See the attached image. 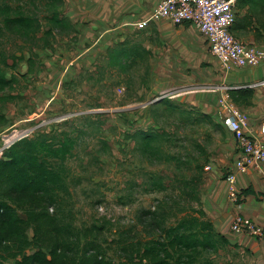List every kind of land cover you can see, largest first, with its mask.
<instances>
[{
    "label": "rangeland",
    "instance_id": "obj_1",
    "mask_svg": "<svg viewBox=\"0 0 264 264\" xmlns=\"http://www.w3.org/2000/svg\"><path fill=\"white\" fill-rule=\"evenodd\" d=\"M72 1L76 0H63L60 14L74 26L69 18ZM29 2L21 0L17 4L40 21L36 37L7 35L0 39V68L11 82L0 91V159H6L8 147L15 141L39 131L54 128L57 134L73 137L72 155L65 160L68 191L60 194L54 209L79 230L92 225L101 227L97 238L107 258L114 262L124 260L116 244L120 234L134 241L158 236L155 228L140 222V211L167 197H171V204L177 192L170 185L178 173L189 176L198 164L204 165V172L223 141L222 129L193 109L173 102L171 89L151 92L144 80L147 58L143 55L139 66H134L135 73L130 72V81L129 75L121 77L115 72L85 69L88 61L80 72L79 68L72 70L69 62L78 49L75 29L55 27L52 36L48 35L47 11L42 0ZM71 5L79 8L76 3ZM83 25L85 21L80 19L78 26ZM44 38L49 44H44ZM103 61L97 64L101 68L106 63ZM61 64L68 68L65 73L70 72L71 79L62 74ZM121 78H127L125 84ZM161 97L171 100L175 108L155 120L152 104ZM148 130L160 133L161 137V157L152 162L140 155L133 137L137 131ZM14 132L17 136L6 142L4 137ZM150 175L155 176L154 181L163 178L168 189L151 192ZM177 202L180 205L173 207L176 216L165 222L167 226L186 214L179 210L187 202ZM191 206L199 208L195 201ZM18 212L24 217L21 210ZM210 256L218 264H242L231 246L220 247ZM2 264L13 261L4 260Z\"/></svg>",
    "mask_w": 264,
    "mask_h": 264
},
{
    "label": "trees",
    "instance_id": "obj_2",
    "mask_svg": "<svg viewBox=\"0 0 264 264\" xmlns=\"http://www.w3.org/2000/svg\"><path fill=\"white\" fill-rule=\"evenodd\" d=\"M20 1L0 0V39L7 35L30 39L40 31V21L24 11V7L17 4ZM243 1L249 4L254 14L261 15L256 21L264 29V0ZM62 2L42 0L47 11L45 20L48 28L45 33L48 35L52 36L55 27L69 26L74 30V26L60 14ZM47 41L44 38L45 45L49 44ZM135 53L141 58L140 52L136 50ZM135 53L133 48L123 44L109 50L105 62L129 74V69L137 63L133 58ZM10 84L0 68V91ZM250 92L236 91L230 92V95L235 102H248ZM152 105L155 120L168 113V109L175 108L168 98H162ZM133 135L140 155L146 161L152 162L161 157L158 145L160 133L148 130L137 131ZM74 144L73 137L57 134L52 128L20 138L8 147L6 159H0V264L9 259L13 264H218L210 255L218 248L227 246L228 242L215 233L200 208L204 165L198 164L189 176L184 173L175 176L170 186L177 193L171 204V197H167L152 208L140 211V222L155 228L158 236L134 241L129 236L123 237L121 233L116 244L117 249L124 254V260L114 262L107 258L98 242L101 227L92 225L79 230L60 217L57 208L54 209L60 201V194L68 191L65 160L72 155ZM150 177L153 181L149 188L151 192L168 189L163 178L157 177L158 181H154L155 176ZM174 198L187 202L179 210L186 214L167 226L165 222L176 216L173 207L180 205ZM193 201L198 209L191 206ZM18 210L23 212L24 217L20 216ZM28 230L31 231L30 235Z\"/></svg>",
    "mask_w": 264,
    "mask_h": 264
},
{
    "label": "crops",
    "instance_id": "obj_3",
    "mask_svg": "<svg viewBox=\"0 0 264 264\" xmlns=\"http://www.w3.org/2000/svg\"><path fill=\"white\" fill-rule=\"evenodd\" d=\"M158 1L70 2L69 18L73 20L71 23L76 31L78 48L70 59L71 69L79 68L80 72L83 63L85 66L89 63L85 69L95 68L96 73L115 72L121 77L129 75L130 81V71L135 73L134 67L127 74L118 66H108L103 61L109 50L125 44L127 48H133V53L137 50L147 58L144 80L151 92L171 89L173 102L193 109L204 120L213 121L221 127L223 141L211 156L207 169L204 168L200 208L215 233L227 239V246L236 251L242 264H264V237L237 233L231 229L237 218L264 226V161L236 174L238 197L232 200L225 177L241 151L225 122L219 102L227 94L230 102L248 115L250 124L257 130L264 121V59L255 66L224 69L218 58L210 53L206 38L193 24L175 25L168 19H158L144 29L136 27L135 24L147 16ZM74 3L80 9L71 5ZM234 12L235 21L230 28L233 36L248 46L264 49V29L256 21L261 15L254 14L243 0H236ZM80 19L85 21L83 27L78 26ZM133 58L137 62L135 66H139L140 57L135 53ZM99 59L105 63L102 68L97 65L101 61ZM59 69L62 74L68 72L63 64L59 65ZM69 73H65L66 79H71ZM125 79L121 78V83ZM243 90L251 91L248 102H235L230 92Z\"/></svg>",
    "mask_w": 264,
    "mask_h": 264
},
{
    "label": "built area",
    "instance_id": "obj_4",
    "mask_svg": "<svg viewBox=\"0 0 264 264\" xmlns=\"http://www.w3.org/2000/svg\"><path fill=\"white\" fill-rule=\"evenodd\" d=\"M235 2L236 0H159L155 8L135 25L144 29L151 21L158 19H168L175 25L193 24L206 38L210 53L218 58L224 69L231 66H255L264 59V49L248 46L232 35L230 28L235 21ZM122 90L119 88V91ZM219 102L225 122L241 151L225 177L230 198L237 200L236 174L264 161V121L256 130L250 124L248 115L238 110L227 94ZM231 229L237 233L246 232L252 236L264 237V226L241 218L234 221Z\"/></svg>",
    "mask_w": 264,
    "mask_h": 264
},
{
    "label": "bare ground",
    "instance_id": "obj_5",
    "mask_svg": "<svg viewBox=\"0 0 264 264\" xmlns=\"http://www.w3.org/2000/svg\"><path fill=\"white\" fill-rule=\"evenodd\" d=\"M16 136H17V133L14 132V133H12L9 137H4V138H5L6 142H8L9 140L13 139V138L16 137Z\"/></svg>",
    "mask_w": 264,
    "mask_h": 264
}]
</instances>
